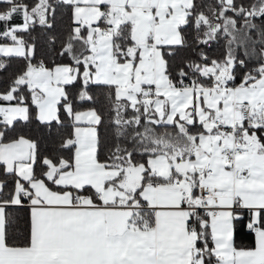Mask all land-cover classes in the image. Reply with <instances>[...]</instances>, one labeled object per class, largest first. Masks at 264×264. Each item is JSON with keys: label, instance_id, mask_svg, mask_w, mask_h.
<instances>
[{"label": "snow or ice", "instance_id": "snow-or-ice-1", "mask_svg": "<svg viewBox=\"0 0 264 264\" xmlns=\"http://www.w3.org/2000/svg\"><path fill=\"white\" fill-rule=\"evenodd\" d=\"M12 60L0 264H264V0H0Z\"/></svg>", "mask_w": 264, "mask_h": 264}, {"label": "trees", "instance_id": "trees-1", "mask_svg": "<svg viewBox=\"0 0 264 264\" xmlns=\"http://www.w3.org/2000/svg\"><path fill=\"white\" fill-rule=\"evenodd\" d=\"M56 17H57V27L58 28L64 27L65 24L67 23V16H66V13L64 12V10L58 9ZM32 36L36 37V39H37L38 51L43 52L44 47H45V40L47 38V36L45 35V30L42 29L39 25H37L35 30L32 32ZM18 66H19V61L12 60L9 64L8 69L6 71L0 73V77H5V76L12 74L13 72H15L17 70ZM31 128H32L33 134L35 136L39 137L42 135L43 130L37 128V126L35 124H33L31 126ZM238 240H239V238H238ZM242 242L245 245L250 244L251 243V237L245 238Z\"/></svg>", "mask_w": 264, "mask_h": 264}]
</instances>
